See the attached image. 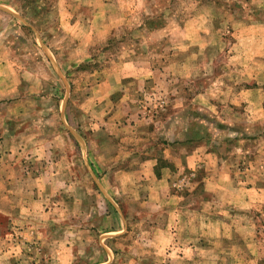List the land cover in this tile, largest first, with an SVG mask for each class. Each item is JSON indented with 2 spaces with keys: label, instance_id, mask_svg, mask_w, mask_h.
Listing matches in <instances>:
<instances>
[{
  "label": "rangeland",
  "instance_id": "obj_1",
  "mask_svg": "<svg viewBox=\"0 0 264 264\" xmlns=\"http://www.w3.org/2000/svg\"><path fill=\"white\" fill-rule=\"evenodd\" d=\"M94 1L0 0V70L21 66L26 96L41 100V108L25 106L27 122L38 120L40 110L47 138L58 127L52 107L64 112L75 86L132 55L151 53L156 78L171 86L157 80L146 86L137 96L140 118L159 124L163 115L181 111L187 147H204L202 157L213 159L209 182L202 158L180 171L173 190L225 223L218 264H264V0H96L105 6H88ZM18 99L0 100V113L8 106L17 113ZM70 127L63 122L59 131ZM216 254H204L201 263L216 264Z\"/></svg>",
  "mask_w": 264,
  "mask_h": 264
},
{
  "label": "crops",
  "instance_id": "obj_2",
  "mask_svg": "<svg viewBox=\"0 0 264 264\" xmlns=\"http://www.w3.org/2000/svg\"><path fill=\"white\" fill-rule=\"evenodd\" d=\"M98 5L105 6L88 3ZM94 34L91 28L86 36ZM150 57L132 55L75 86L83 94L75 98L73 89L64 112L52 107L58 127L47 138L40 110L27 122L25 106L41 108V100L26 96L21 66H1L0 100L19 98L20 107L0 113V264H202L215 250L214 263L221 262L216 243L225 223L171 186L202 158L209 182L213 159L202 157L204 147H187L181 111L159 124L139 116L137 96L146 86L170 84L156 78ZM63 122L70 133L59 131ZM21 247L28 254H18Z\"/></svg>",
  "mask_w": 264,
  "mask_h": 264
}]
</instances>
